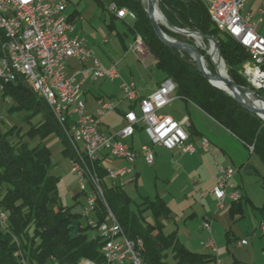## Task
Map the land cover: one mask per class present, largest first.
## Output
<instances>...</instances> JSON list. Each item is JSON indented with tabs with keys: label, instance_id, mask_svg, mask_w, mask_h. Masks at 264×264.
Segmentation results:
<instances>
[{
	"label": "trees",
	"instance_id": "trees-1",
	"mask_svg": "<svg viewBox=\"0 0 264 264\" xmlns=\"http://www.w3.org/2000/svg\"><path fill=\"white\" fill-rule=\"evenodd\" d=\"M102 5L105 0H93ZM119 9L136 16L131 33L140 36L157 68L166 79L176 84V96L190 102L237 137L249 150L247 163L241 169L254 176L264 189V119L241 106L223 90L209 83L196 63L187 53H182L163 43L157 36L142 0H106ZM159 8L172 28H189L213 38L219 54L227 65L230 78L240 87L252 86L241 73L243 64L251 55L229 35L221 33L212 23L202 0H159ZM165 33L178 37L161 27ZM185 40V39H184ZM192 44L191 41H186ZM208 70L215 69L206 52L201 51ZM22 81V82H21ZM22 79L8 84L0 97L15 103L10 113L22 114L29 129L22 134L17 127L3 130L0 121V210L7 214L4 228L0 227V264H80L91 260L103 262L101 238H89V228L83 226L81 217H73L71 207L62 205L59 178L51 173V152L43 140L56 134L64 143V153L73 158L74 153L55 122L46 103L26 86ZM264 99V90H255ZM38 118L34 124L32 120ZM58 124V125H57ZM40 139L37 144L23 140ZM105 195L110 209L128 238L141 239L145 245V264H207L208 254L196 253L179 242L175 235H165L161 220L170 217V210L159 196L145 198L136 209L122 188L105 185ZM233 204H236L233 202ZM264 222V204L259 209ZM80 222V232L70 237L72 219ZM20 251L21 255L15 253Z\"/></svg>",
	"mask_w": 264,
	"mask_h": 264
},
{
	"label": "built area",
	"instance_id": "built-area-1",
	"mask_svg": "<svg viewBox=\"0 0 264 264\" xmlns=\"http://www.w3.org/2000/svg\"><path fill=\"white\" fill-rule=\"evenodd\" d=\"M202 1L213 25L250 53L252 62L243 65V75L255 90H264V37L258 32L264 16V0H260L256 12L246 8L252 0ZM67 6V0H0V36H3L0 46L8 48L10 54H17L27 77L39 88L40 99L46 100V105L56 108L57 114L62 116L61 129L66 140L67 135H75L78 152L86 153L93 179L83 176L81 166L76 164V155L71 159V172L79 178L80 197L84 198L83 203L76 204L82 206L83 225L90 229L94 238L103 241L101 264H145L140 256V249H145L143 240L142 246H135L113 211L104 214V206H109L105 185L108 181L112 187L123 188L121 180L134 175L140 158L148 166H154L156 147L179 150L183 154L195 152L189 142L188 124L162 114L174 100L177 87L172 79H165L157 91L140 98L134 82L122 81L123 99L131 104L124 115L126 125L116 134L106 133L102 128L103 119L118 109L119 102L101 97L97 101L96 113L88 111L83 99V70L68 73V63L73 59L83 64L91 61L95 81H113L121 77L116 64L104 67L85 41L73 35L75 25L66 16ZM107 9L117 18L136 20L132 12L119 9L113 3ZM256 16L260 17L258 21ZM130 49L136 54L146 53L140 36ZM17 81L18 78L7 69L6 60L0 57V95L6 85ZM139 130L145 133L149 144L135 150L129 141ZM203 144L207 146L208 141L204 140ZM253 149L249 147L251 153ZM117 161L123 164H111ZM236 172L231 167L219 169L218 182L212 190L219 210L225 208L226 200L237 203L242 198L234 182ZM92 181L101 183V195H93ZM7 220V214L0 210L1 228L5 227ZM202 226L211 233L210 220L206 219ZM259 229L264 235V222L260 223ZM247 244V240H241L238 246ZM205 248L217 253L212 240L205 244ZM15 255H21L20 251ZM80 264L97 263L82 260Z\"/></svg>",
	"mask_w": 264,
	"mask_h": 264
},
{
	"label": "crops",
	"instance_id": "crops-1",
	"mask_svg": "<svg viewBox=\"0 0 264 264\" xmlns=\"http://www.w3.org/2000/svg\"><path fill=\"white\" fill-rule=\"evenodd\" d=\"M90 1L98 6L102 12L104 26L100 30L101 33L104 35H114L115 41L111 48L114 54L113 58L107 56L104 62H101L90 48L89 50L104 67L108 68L112 64H116L121 78L113 81H95L91 70L92 62L88 61L83 64L75 59L69 61L68 73L83 70L81 76L85 79L83 99L88 111L91 113H96L97 101L101 97L119 102L118 109L103 119V126H106L107 129L110 127L109 123L105 122L106 118H110L111 120L119 118L123 123L122 128H124L126 125L124 115L130 110L131 104L123 99L122 81L134 82L139 97L146 98L157 91L161 82L166 79V76L157 68V61L148 50H146L144 55H140L130 49L135 41L131 33L133 22L130 18L120 19L109 13L107 7L110 2L106 0L103 1L102 5L93 0ZM259 5L260 0L249 2L250 10L255 12ZM67 11L68 6L66 16L75 25L73 35L83 39L87 45V40L83 36L85 35L84 27L87 23V17L78 9H74L72 12ZM262 23H264L263 18ZM262 23L258 27L260 34V25ZM262 36L264 37L263 34ZM106 40L107 42L105 43L109 44L107 37L104 41ZM87 47L89 46L87 45ZM152 68L159 70L161 73L160 76L158 75L156 81L152 79V75L154 74ZM146 73L149 74V79H147ZM163 112L164 115L188 124L189 142L193 145L195 152L183 154L179 150L170 151L162 147H156L155 165L151 167V170L154 172L156 180H161L163 190L160 191L157 184H155L151 196L145 193L142 195L139 192L141 176L148 172V169H146L148 165L144 162L143 158L138 159L134 175L121 180V184L124 185L122 189L130 198L129 191L135 190L138 192L139 201H134L131 198L134 209L145 198L153 200L159 196L170 210V217L166 220H161L163 233L165 235H175L181 244L193 252L210 255L211 258L207 264H223V259L226 257L225 250L223 249L229 250L230 245L232 246L233 244L236 249H244L250 246V239L252 237L264 239V235L259 229L260 223L263 222L259 209L264 204V189L257 183V179L254 176L246 174L241 169V166L249 160V150L226 128L205 114L197 106L178 96H175L172 103ZM139 132L143 131L139 130ZM135 136L129 141V144L135 150H139L138 141H136ZM204 140L208 141L207 146L203 144ZM111 164L118 166L123 163L117 161ZM221 167L236 169L234 182L242 195L241 200L236 204H233L229 199L226 200L223 210L218 209L217 200L212 194V190L217 185L219 169ZM107 184L110 185L108 181ZM250 185H256L258 188L257 205L250 195L251 193H249ZM248 207L253 211L257 228L253 230L250 228L247 231L246 227L236 225L232 229L233 225L245 219L246 215H249ZM206 219L211 221V233L206 231L202 226ZM222 234L224 235V239L220 238ZM247 234L251 236L250 239L246 236ZM210 240L215 243L217 253H213L210 249L205 248V244ZM241 240H247L248 244L238 246ZM232 264L250 263L245 260L239 261L234 259ZM260 264H264V260Z\"/></svg>",
	"mask_w": 264,
	"mask_h": 264
},
{
	"label": "rangeland",
	"instance_id": "rangeland-1",
	"mask_svg": "<svg viewBox=\"0 0 264 264\" xmlns=\"http://www.w3.org/2000/svg\"><path fill=\"white\" fill-rule=\"evenodd\" d=\"M67 1H68V11L67 12H72L74 9H78L80 12H82L87 17V23H86V26L84 27L85 28V30H84L85 31V33H84L85 35H83V36L87 40V45L89 46L88 48L91 49L93 54L101 62L102 61L104 62L105 59L107 58V56H109L110 58H113L114 54L112 53L111 48L113 47V43L115 41V36L114 35H110V34L109 35H106V34L104 35L103 33H101L100 30L104 26V24H103L104 18L102 17V12L100 11L99 7L96 6L94 3H92L90 0H67ZM142 4L147 9L148 6L146 5V3H144L142 1ZM158 5H159V0H158ZM249 7L250 6H249V3H248L247 7H246L247 10L250 9ZM148 16H149V14H148ZM259 18L260 17L258 16L256 18V20L258 21ZM262 18L264 20V16ZM165 19H166V17H165ZM135 21L136 20L132 21L133 22V27L132 28H134ZM159 26H160V28L161 27H165L166 29L172 31L174 35L178 36V37L169 36L161 28V30L169 38H171V39H173L175 41L181 42V43H186V44L192 45V46L198 48L200 53H201V51L206 52L207 55L210 58V62L212 64V66L215 69V74H212L208 70L206 62H205V59H204V57H203V55L201 53V55H202V57L204 59L205 67L207 68V70L212 75H214V76L217 75L218 67L215 64V62L213 61V58H212V56L210 54L212 48H214V42L217 43L213 38H211V39L214 42L212 40H207L205 38H203L200 41L197 40L198 41L197 42L195 38L188 37L187 35L175 32V30H174L175 27L174 28L170 27L168 22H167V19H166L164 24L160 23ZM178 29H181V28H178ZM182 30H185V31H188V32H192V33H199L198 31H192L189 28H183ZM260 32H261V35L262 34L264 35V23H262L260 25ZM106 37L109 39V44L105 43V41H104ZM136 38H137V36H136ZM188 40L191 41L192 44L186 42ZM143 44H144V41H143ZM144 46H145V44H144ZM145 48H146V50H148V48L146 46H145ZM216 54H217V56H219L218 57L219 60L222 61L223 65H224L226 75L230 78V76L228 74V70H227L228 69L227 65L225 64L224 60L220 56L218 48L216 49ZM189 56L195 62L193 57L191 55H189ZM250 62H252V60L249 61V62H246L244 64H247V63H250ZM152 70H153V73H154L152 75V79L154 81H156L158 75L160 76L161 73L159 72V70H156L155 68H152ZM242 71H243V67H242ZM242 71H241V73L243 74ZM146 75L148 77L147 79H149V74L146 73ZM243 88H245V89H247L248 91L251 92L250 95H251V97L253 99L257 100L259 98H262L260 96L257 97V94L255 93L254 87H252L253 89H251L250 87H243ZM14 106H15V103L10 101L9 98L0 97V121H1V124H2V128H3V130H6V129L10 128V127H17L19 130H21L22 134H24V133H26L28 131L29 124L23 119V115L22 114L10 113V110ZM46 107L49 110L50 114L52 115V112H51L50 108L47 105H46ZM163 113L164 112L162 111V114ZM52 117H53V115H52ZM38 121H39L38 118H34L32 120V123L36 124ZM105 122L109 123V125H110L109 129H107L106 126H103L104 127L103 130L106 133H109V130H110V133L116 134V133L120 132L123 129L122 128L123 127V123L120 121L119 118L118 119L116 118L114 120H111L110 118H106ZM59 128H60V130H61V132L63 134V131H62L60 126H59ZM63 136H64V134H63ZM135 137L137 139L136 141H138L139 150H140V148L143 145L149 144V140H148L147 136L143 132H139L138 131L136 133ZM64 138H65V136H64ZM23 140L28 142V143H30V144H32V145L33 144L35 145V144L40 142L39 141L40 139H29L27 136H24ZM43 144L45 146H47L48 149L51 152V159H52V162H53V169H52L51 173L59 178L58 193H59V197H60L62 205L65 206V207H71V206L75 205L76 203H80V202L83 203L84 202V198L80 197V182H79V178L77 176H75L74 174H72V172H71V160L64 153V143L62 142V139L58 135L53 134V135H50L45 140H43ZM253 151H254V149H253ZM249 153L251 154L250 151H249ZM151 167L152 166H147L146 167V169H148V172L146 174H142L141 179H140L139 192L142 195H143V193H145L146 195L151 196L153 194V190H154V185L155 184H157V187L159 188L160 191L163 190L162 189L161 180H159V179L156 180V178L154 176V172L151 170ZM255 181H256V179H255ZM257 189L258 188H257L256 185H250L249 186V193H251L250 195L252 196V198H253V200H254L256 205H257ZM128 193H129V195L131 196V198L134 201H139L140 200L139 199L140 197H139L137 191L132 190V191H129ZM247 209L249 211V215L248 216L246 215L245 219H243L240 222H237V224L233 225L232 229L236 225L237 226L240 225V226L246 227L247 231L250 228H252V230L257 228V226H256L257 223H256V221L254 219V216H253V213H252L253 211L251 210L250 207H248ZM82 224H83V222H82ZM252 234H253V232H252ZM87 235L89 236V238H92L94 236V234L91 231H89L87 233ZM246 236H248V234ZM250 237L251 236L249 235L248 239H250ZM220 238L224 239V235L222 234V236H220ZM223 250H225V255H226V257H224V259H223V264H232L234 259H237L239 261L240 260H245L246 262H248L250 264H252V263L260 264L264 260V239L260 238V237L255 239V238L252 237L250 239V246L249 247H246L244 249H236V247H234V244H233L232 246L230 245L229 250H227V249H223ZM222 255H223V253H222Z\"/></svg>",
	"mask_w": 264,
	"mask_h": 264
},
{
	"label": "bare ground",
	"instance_id": "bare-ground-1",
	"mask_svg": "<svg viewBox=\"0 0 264 264\" xmlns=\"http://www.w3.org/2000/svg\"><path fill=\"white\" fill-rule=\"evenodd\" d=\"M146 5L148 6L149 0H142ZM154 3V11L152 14L153 19L157 22V24H164L165 23V17L161 13V10L159 9L158 0H153ZM193 38L196 39V41H200L203 39V36L201 33H194ZM197 41V42H198ZM0 43H3V36H0ZM213 61L218 67V71L222 76H226L225 68L222 63V61L219 60V56L216 54L215 47L212 48L210 52ZM0 57L2 60H6L7 69L11 72V74L19 79H22L26 86L29 87L38 98H40V90L38 87H35V84L29 80L27 77V71H25L21 64L18 62L17 54H10L8 48L4 46H0ZM22 82V81H21ZM216 86L220 87L222 90H225L226 92H229L230 94L237 95L239 99L245 103L246 105H249L251 107H254L255 109H258L259 111H264V104L259 99H253L248 93V90L240 89L239 87L234 88H228L223 82H214ZM43 102L46 103V100L41 99ZM56 120V122L61 127L62 124V116L60 114H57V109L52 108L51 105H47ZM264 118V116H262ZM67 141L69 142L74 155H76V164L81 166V172L86 179H93V172H91L90 165L87 164V156L85 152H78V146L76 142L75 135H67ZM92 188H93V195H101V183L99 181H92ZM104 214H112V210L109 206H104ZM135 246H142V240L136 239L133 240ZM145 249H140V256H143Z\"/></svg>",
	"mask_w": 264,
	"mask_h": 264
},
{
	"label": "water",
	"instance_id": "water-1",
	"mask_svg": "<svg viewBox=\"0 0 264 264\" xmlns=\"http://www.w3.org/2000/svg\"><path fill=\"white\" fill-rule=\"evenodd\" d=\"M156 1V0H155ZM153 11H154V3H153V0H149V4H148V7H147V12L149 14V17L152 21V25H153V28L157 34V36L159 37V39L165 43L166 45H168L169 47H172L180 52H183V53H187L189 55H191L193 57V59L195 60L198 68H199V71L202 73V75L209 81V83L211 85H213L214 87L218 88V89H221L220 87L216 86L214 82H223L228 88H234V87H239L232 79H230L227 75L226 76H222L218 71H217V75H212L208 70L207 68L205 67V64H204V59L200 53V51L198 50V48L192 46V45H189V44H186V43H181V42H178V41H175L171 38H169L160 28L159 24H157V22L153 19L152 17V14H153ZM166 21V19H165ZM175 32L177 33H181V34H184V35H187L188 37H192L193 38V35L194 33L192 32H188V31H185V30H182V29H178V28H174ZM203 38L207 39V40H212L210 37H207V36H204L202 34ZM213 41V40H212ZM214 42V41H213ZM214 47L215 49L218 48V45L217 43L214 42ZM240 89H243V90H246L245 88L243 87H239ZM222 90V89H221ZM225 91V90H223ZM226 92V91H225ZM228 95H230L233 99H235L241 106H243L245 109H247L248 111L256 114L259 118L261 119H264L262 116H264V111H259L258 109H255L254 107H251L249 105H246L245 103H243L239 97L237 95H234V94H230L229 92H226ZM248 93H251L250 91H248ZM259 100L261 102H263L264 104V99L263 98H259ZM71 214L73 217H80L81 214H82V206L81 205H78L76 206L72 211H71ZM70 228L72 229V232L70 233V237L72 239H75L77 237V235L79 234L80 232V222L76 219H72V223L70 225Z\"/></svg>",
	"mask_w": 264,
	"mask_h": 264
}]
</instances>
